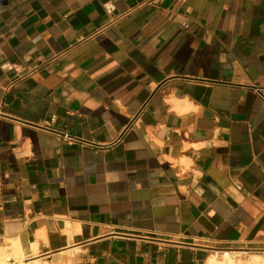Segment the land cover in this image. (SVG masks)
Here are the masks:
<instances>
[{
	"label": "crops",
	"instance_id": "1",
	"mask_svg": "<svg viewBox=\"0 0 264 264\" xmlns=\"http://www.w3.org/2000/svg\"><path fill=\"white\" fill-rule=\"evenodd\" d=\"M10 245L45 264L264 248V0H0Z\"/></svg>",
	"mask_w": 264,
	"mask_h": 264
},
{
	"label": "bare ground",
	"instance_id": "2",
	"mask_svg": "<svg viewBox=\"0 0 264 264\" xmlns=\"http://www.w3.org/2000/svg\"><path fill=\"white\" fill-rule=\"evenodd\" d=\"M5 249H7V251H5ZM232 254H230V255H232ZM10 256H16V257L18 256L19 257V256H21V254L15 248L14 245L6 246L4 248L0 247V264H6L5 261L8 260L10 258ZM250 261L251 262L247 263V264H251V263L252 264H264L263 258H261L258 255H252ZM11 264H14V263H11ZM23 264H40V263L37 260H33V261L23 263ZM209 264H233V260L231 259L230 256H223L220 261H217L215 259V257H212L209 261ZM238 264H242V262L241 263L239 262Z\"/></svg>",
	"mask_w": 264,
	"mask_h": 264
},
{
	"label": "rangeland",
	"instance_id": "3",
	"mask_svg": "<svg viewBox=\"0 0 264 264\" xmlns=\"http://www.w3.org/2000/svg\"><path fill=\"white\" fill-rule=\"evenodd\" d=\"M6 247V246H5ZM5 251H7V249H5ZM252 255H257V254H252V253H249L248 255H247V257L249 258V260L248 261H245V262H243V261H240L239 259L238 260H236L235 261V259H233V264L235 263V264H238L239 262L241 263L242 262V264H247V263H250L251 261V256ZM33 260H36V259H27V260H25V259H23L21 256H10V258L8 259V260H6L5 261V263L6 264H11V263H14V264H23V263H27V262H30V261H33ZM264 260V259H263ZM238 261V262H237ZM39 262V261H38ZM40 264H45V263H41V262H39ZM252 264V263H251Z\"/></svg>",
	"mask_w": 264,
	"mask_h": 264
},
{
	"label": "built area",
	"instance_id": "4",
	"mask_svg": "<svg viewBox=\"0 0 264 264\" xmlns=\"http://www.w3.org/2000/svg\"><path fill=\"white\" fill-rule=\"evenodd\" d=\"M63 137L66 138L69 141L75 140L73 137H70V136H68L66 134H64ZM263 252H264V248H257L255 250L250 251V253H263ZM219 254H220L221 257L230 256L231 259L233 260V259H235V254L236 253L232 249H223V250L219 251ZM230 254H232V255H230Z\"/></svg>",
	"mask_w": 264,
	"mask_h": 264
}]
</instances>
